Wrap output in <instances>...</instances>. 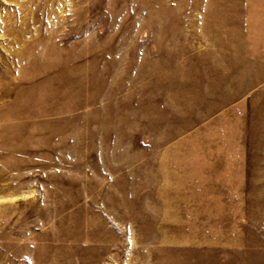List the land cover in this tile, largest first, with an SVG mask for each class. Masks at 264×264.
I'll return each instance as SVG.
<instances>
[{"label": "rangeland", "instance_id": "1", "mask_svg": "<svg viewBox=\"0 0 264 264\" xmlns=\"http://www.w3.org/2000/svg\"><path fill=\"white\" fill-rule=\"evenodd\" d=\"M0 264H264V0H0Z\"/></svg>", "mask_w": 264, "mask_h": 264}, {"label": "crops", "instance_id": "2", "mask_svg": "<svg viewBox=\"0 0 264 264\" xmlns=\"http://www.w3.org/2000/svg\"><path fill=\"white\" fill-rule=\"evenodd\" d=\"M165 175V174H164Z\"/></svg>", "mask_w": 264, "mask_h": 264}]
</instances>
